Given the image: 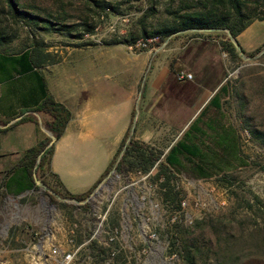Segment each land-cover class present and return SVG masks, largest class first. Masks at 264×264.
Instances as JSON below:
<instances>
[{
	"label": "rangeland",
	"instance_id": "obj_1",
	"mask_svg": "<svg viewBox=\"0 0 264 264\" xmlns=\"http://www.w3.org/2000/svg\"><path fill=\"white\" fill-rule=\"evenodd\" d=\"M19 1L31 13L52 20L65 23L87 20L92 25V30L88 32L78 26L70 34H67L58 29L47 30L43 28L42 22L36 25L33 22L17 21L10 15H3L7 27L12 34L16 35L8 45V51L34 46L54 53L55 49L83 46L74 48L81 50L75 52L73 58L79 56L81 63L89 61L91 63L97 60L104 62L109 58L116 59L118 63L116 75L122 78H127L128 75L125 76L126 70L124 69H131L130 64L133 63L131 61L132 54L128 49H133V51L159 49L169 38L179 39L184 45L197 37L193 32H182L166 39L159 36L145 38L139 35L140 20L148 13L147 8L157 2L155 4L156 13L148 16L145 20L146 26L151 29L169 19L166 8L170 4L176 5V2H171V0H107L118 10L111 8L100 10L93 6L91 0ZM242 1L249 8L257 7L258 11L261 9L262 0ZM256 25L261 26L259 37L264 41V22H257ZM130 33L137 36L132 45L106 44L114 39L129 37ZM212 34L219 42L228 36L225 30L212 32ZM263 49L264 46L260 51ZM260 51L252 55L239 54L240 60L236 61L227 51L220 49L219 53L223 63L221 77L217 81L215 80V83H213L214 74L206 78L207 85L214 84L211 93L201 99L202 93L196 92L197 98L194 103L192 96L190 97L191 104L197 106L192 115V106L186 105L190 100L185 99L186 103H182L180 118L176 119L177 125L181 124L179 131H175L174 135L166 134L159 149L163 147L164 150H162L166 153L172 145V140L176 142L181 139L212 96L219 92L222 85L227 84L228 91L220 94V109L215 110L210 107L201 116V121L198 124L201 128L206 129L205 121L208 118H213L217 123L230 125L234 137L237 139L240 159L227 157V160L231 162L227 172L233 175V181L227 184L225 181L219 180L222 172L207 178L196 176L192 171L191 162L180 155L181 164L174 168V173L177 188L181 191V201L184 204H181L180 210L173 212L164 205L159 182L153 178L157 171V167L154 168L153 174L144 179L145 183H141L143 191L146 190L147 194L144 214L149 229L148 233L154 232L157 237L156 240L149 238L146 256H140L138 252L142 248L138 234L141 219L134 216L135 201L132 199V195L140 192L139 186L135 184L120 190L129 180H137L140 176L136 174L137 171L124 175L116 170L115 165L105 176L104 179L108 178L113 170H116L122 177L126 176L119 181L108 182L95 199L102 203L100 204L101 210H104L110 199H113L107 215L109 225H118L120 230L121 223L124 224L127 221L132 223L130 233L132 239L129 245L132 249L131 254L140 258L139 264H184L176 253L169 252L168 230L171 229L172 223H177L181 229L192 230L197 219L205 218L208 223L205 231L214 240V227L209 225L211 221L224 220L231 226V230L236 236L241 228L247 232L262 225L254 196L262 201L264 207V147L251 136L245 126L246 122L264 131V51L261 53ZM246 57L251 58L247 59ZM180 70L185 69L182 67ZM216 82L218 83L216 84ZM181 83L183 86L184 82ZM183 91H187V89L185 88ZM236 92L240 93L247 103L244 116L239 115V99H237ZM190 93H192L191 90ZM139 107H141L140 103L138 109L135 107V113L139 112ZM212 137L213 131L208 130L207 134L193 133L190 139L211 148L214 147ZM203 148L205 147L203 146ZM36 179L40 181L39 184L36 183L39 188L21 195L7 196L3 189H0V264H61L59 257L46 261L36 244L50 233L52 241L55 243L56 240H61L64 237V228L68 230L67 228L72 227L74 223L86 227L87 223L93 219L96 207L94 201L83 204L65 201L63 200L65 197L55 195L41 182L38 173ZM49 179L54 184V179ZM195 234L196 232H192L189 237ZM262 242L260 239H250L248 236L237 237V246L234 248L233 254L236 258L233 263L264 264ZM256 244L259 245L254 247ZM122 246L127 251V245L123 244Z\"/></svg>",
	"mask_w": 264,
	"mask_h": 264
},
{
	"label": "crops",
	"instance_id": "obj_2",
	"mask_svg": "<svg viewBox=\"0 0 264 264\" xmlns=\"http://www.w3.org/2000/svg\"><path fill=\"white\" fill-rule=\"evenodd\" d=\"M257 22L264 19L252 21L235 37L244 54L256 53L264 46ZM205 33L212 31L202 34ZM202 34L184 45L179 39L169 38L159 49H128L133 63L131 69H124L127 78L116 75V59L81 63L79 56L73 58L81 50L74 48L83 46L55 49L54 53L45 50L50 57L27 72H0V189L7 196L32 190L27 188L29 179L21 168L7 176L6 173L25 150L50 137V133L53 135L47 124L50 116L30 110L42 99L38 76L43 78L49 93L71 113L63 134L54 141L51 171L67 191L84 193L101 178L134 117L132 137L159 148L166 134L179 131L181 124L177 125L176 119L180 118L185 99L190 100L186 105L192 106V115L197 106L191 104L190 97L194 103L196 92L202 93L201 99L211 93L222 73L221 46L213 34ZM182 67L192 74V79L177 80L175 73ZM213 74V83L207 85V76ZM185 88L187 91H183ZM139 103L141 107L135 113ZM23 116L31 118L20 120ZM72 228H64V237L56 243L65 246ZM75 231L78 243L82 235L78 229ZM40 245L49 247L45 240Z\"/></svg>",
	"mask_w": 264,
	"mask_h": 264
},
{
	"label": "trees",
	"instance_id": "obj_3",
	"mask_svg": "<svg viewBox=\"0 0 264 264\" xmlns=\"http://www.w3.org/2000/svg\"><path fill=\"white\" fill-rule=\"evenodd\" d=\"M91 1L93 6L100 10L108 8L118 10L117 7L115 8L107 0ZM172 1L176 2V5L170 4L166 8L169 19L151 29L146 26L145 20L148 16L156 13L155 4L157 2H154L153 5L147 8L148 13L140 20L139 35L145 38L159 36L166 39L171 35H178L182 32H193L194 36H199L204 31L220 32L228 30L233 37H236L252 21L264 19V0H262L259 11L257 7H247L242 0ZM3 15H10L17 21L33 22L36 25L42 22L43 28L47 30L58 29L60 32L67 34H70L78 26L83 27L88 32L92 30V25L87 20L76 23L60 22L31 13L19 0H0V72L6 75H9L11 71H15V73L27 72L34 66H38L37 62H44L45 58L50 57V54L34 46H28L17 51H8V45L16 35L12 34L7 27ZM136 38L137 36L134 33H130L129 37L114 39L108 41L106 44L125 43L132 45ZM219 43L221 49L227 51L233 60H240V55L228 36H225ZM242 53L245 52L242 51ZM252 54L254 53H250L249 55ZM40 57L43 58V61H41ZM38 80L40 81L42 90V99L30 110L44 112L50 116L47 124L53 133L54 140L51 142V137L46 136L29 147L6 173L7 176L10 172L21 168L29 179L28 189L35 190L39 188L36 184V174L38 173L41 182L52 190L55 195L75 198L80 201L89 196L114 165L117 171L127 175L129 172L136 171L146 173L156 164L157 171L153 178L156 180L160 177L163 178L159 181L162 199L167 209L173 212L180 210L182 200L181 191L177 188L174 173V168L181 164L180 155L191 162L192 171L198 177L207 178L213 176V174L222 172L219 180L225 181L227 184L233 181V175L227 172L231 163L227 160V157L234 159L237 157L240 159V156L238 155L237 139L234 137L231 126L217 123L213 118H208L205 121L206 129L201 128L198 124L201 121V116L210 107L215 110L220 109V94L221 92L228 91V85L224 84L219 88V92L212 96L195 121L191 123L184 136L171 145L166 153L162 149L143 143L133 137L126 144L131 129L130 124L116 155L110 161L96 185L84 193H70L62 186L57 175L51 171L50 163L54 151V141L63 134L71 113L63 103L57 101L49 93L41 76H38ZM235 94L237 99H239V115L244 116L247 103L243 100L244 98L240 93L236 92ZM27 118L31 117L23 116L20 120ZM245 126L251 136L264 147V131L246 122ZM208 130L213 131L214 147L210 148L208 145L190 139L193 133L207 134ZM123 148V154L117 160ZM49 178L54 179V184L51 183ZM254 199L257 203L256 205H258L257 210L262 219V225L259 227H254L247 232L244 228H241L238 231V236H236L232 232L231 226L224 222V220H217L218 222L211 221L209 225L214 227V240L205 231L206 226H208L205 218L197 219L194 222L192 230L181 229L177 223H172L171 229L168 230L170 232V234L168 232L169 252L176 253L184 264H234V258L236 257L233 254L234 248L237 246V237L248 236L250 239H260L264 242V207L262 201L257 196H254ZM192 232H196V234L189 237ZM263 242L262 245L264 246ZM257 245L259 244L254 245V247H257Z\"/></svg>",
	"mask_w": 264,
	"mask_h": 264
},
{
	"label": "built area",
	"instance_id": "obj_4",
	"mask_svg": "<svg viewBox=\"0 0 264 264\" xmlns=\"http://www.w3.org/2000/svg\"><path fill=\"white\" fill-rule=\"evenodd\" d=\"M177 80L186 81L192 79V74L185 70H179L175 73ZM152 169L146 173L137 171V175L140 177L137 180L128 181L127 184L121 187L120 190L126 189L128 186L137 185L139 186V193L132 195L134 202V216L141 219V223L138 226L139 242L142 248L138 251L140 256H146V249L148 246L149 238L156 240V233L149 234V229L146 224V217L144 214V205L147 198L146 190L143 191L141 183H145L144 179L148 178L153 174ZM122 177L116 170L111 171L110 176L103 179L95 189L83 200L78 202L88 203L94 201V216L86 227H81L77 223L73 224L71 229V236L67 237L66 245L62 246L52 241V234H48L42 241H47L49 247L45 249L40 243L36 244L43 253V257L46 261L53 258L59 257L61 264H139V257L133 256L132 249L129 245L132 236L130 235L132 229V223L127 221L121 223V229H118V225H109L107 222V215L112 203L110 199L104 210H101L99 201H96V197L101 190L111 181H119ZM163 178L160 177L158 180L161 181ZM145 187V186H144ZM146 188V187H145ZM183 205L184 202L181 201ZM83 228V229H82ZM76 229L82 235L80 242L76 243L75 234ZM123 244L127 245V251L123 248Z\"/></svg>",
	"mask_w": 264,
	"mask_h": 264
},
{
	"label": "water",
	"instance_id": "obj_5",
	"mask_svg": "<svg viewBox=\"0 0 264 264\" xmlns=\"http://www.w3.org/2000/svg\"><path fill=\"white\" fill-rule=\"evenodd\" d=\"M226 32H227V35H228V37H229V39L232 41V43L234 44V46H235V48H236V50L238 51V53L240 54V55H243V53H242V51H241V49H240V47H239V45H238V43H237V41H236V39H235V37H233L232 35H231V33L228 31V30H225ZM264 51V49L263 50H261L260 51V53L261 52H263ZM247 59H249V58H251V57H246ZM135 123H136V118L134 117V119H133V121H132V124H131V129H130V133H129V136H128V139H127V141H126V144L129 142V140L132 138V134H133V132H134V129H135ZM50 135V137H51V142L54 140V136L50 133L49 134ZM50 142V143H51ZM123 150H124V148L122 149V151H121V153H120V155H119V157H118V159L121 157V155L123 154ZM38 160H39V157H38ZM38 160H37V162H38ZM36 183H40V181L38 180V179H36ZM49 189V188H48ZM50 190V189H49ZM51 191V190H50ZM63 200H65V201H73V202H78V200H76L75 198H70V197H65V198H63Z\"/></svg>",
	"mask_w": 264,
	"mask_h": 264
}]
</instances>
